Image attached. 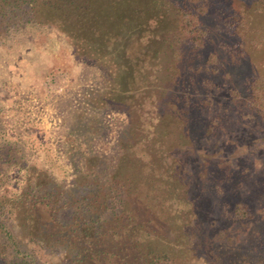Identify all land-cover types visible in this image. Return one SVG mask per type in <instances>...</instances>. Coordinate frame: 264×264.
<instances>
[{
	"label": "trees",
	"instance_id": "16d2710c",
	"mask_svg": "<svg viewBox=\"0 0 264 264\" xmlns=\"http://www.w3.org/2000/svg\"><path fill=\"white\" fill-rule=\"evenodd\" d=\"M121 6L124 11L139 4L0 0V36L33 21L53 26L76 44L85 40L94 50L110 52L115 65L108 68L110 80L121 88L113 98L130 117L127 140L114 165L104 164L102 169L109 168L105 172L85 171L68 187L24 167L14 151L0 146V264H53L40 261L41 250L60 252L62 264H191L198 256L204 264H264V146L258 148L255 137L239 150L242 163L227 160L230 168L222 177L206 169L201 154L220 151V135L225 134L221 127L219 135L205 136L213 133V118L204 107L213 113L219 108L218 118L236 107V129H229L235 138L250 125L264 130V0H148L144 5L145 13L172 7L178 30L174 39L192 49H202L210 38L205 21L210 19L225 36L217 46L229 63L254 54L260 58L251 73L231 75L220 71L214 50L200 55L194 69L203 74L197 82L206 92L204 102L191 88L176 104L187 115L183 127L189 144L169 150L157 141L159 110L152 102L145 105L149 91L158 90L139 83L143 63L124 48L129 43L124 39L146 41V21L142 25L124 13L113 44L105 41L102 29L94 33L100 12ZM147 37L155 36L151 32ZM178 50L171 47L170 55L175 58ZM213 75L221 81L216 83ZM9 165L25 170L21 185L11 193L4 183Z\"/></svg>",
	"mask_w": 264,
	"mask_h": 264
},
{
	"label": "rangeland",
	"instance_id": "374dc122",
	"mask_svg": "<svg viewBox=\"0 0 264 264\" xmlns=\"http://www.w3.org/2000/svg\"><path fill=\"white\" fill-rule=\"evenodd\" d=\"M137 3L139 6L135 9L129 6L123 11L125 6H121L101 11L99 25H93L94 33L102 29L106 32L105 41L112 40L113 44L112 38L118 34L124 13L142 25L146 21L155 37H147L151 32L146 30V41L124 39V43L129 42L124 48L130 57L143 63L139 68V83L158 90L149 91L150 96H146L145 101V105L152 102L159 110L157 141L166 150L174 145L188 146L189 139L183 127L187 115H183L176 104L191 88L197 96L201 95L203 101L206 92L197 82L203 74L194 69L200 55L207 49L214 50L219 58L220 71H229L231 75L251 73L260 58L254 54L229 63L231 60L217 46V41L225 36L218 32L210 19L205 20L210 38L202 49H192L174 39L178 30L172 7L153 8L145 13L142 9L146 8L144 5L148 0H137ZM6 35L0 36V146L14 151L24 167L41 171L42 177L62 187L74 184L85 171H107L109 168L101 167L114 165L123 142L127 140L124 130L130 122L121 102L113 98L121 94V88L115 87L110 80L109 74L113 72L108 68L112 70L115 66L112 54L94 50L85 40L76 44L53 26L33 21L17 29L11 28ZM175 45L179 50L173 58L170 50ZM152 52L154 54L150 56ZM212 80L221 81L214 75ZM49 85L56 87L49 88ZM222 94L223 91L218 93L217 101L222 99ZM205 108L213 118L210 121V133H213L208 131L205 136L213 138L221 127L225 134L220 135L223 139L220 151L202 150V162H206L207 170L218 172L222 177L230 168L227 160L242 163L239 150L255 137L259 139L257 147L264 146V130H254L256 127L250 125L241 138H235L229 129H236L233 120L237 108L230 107L225 118L216 116L219 108L215 107L214 113ZM206 141L202 140L203 143ZM168 157L170 161L174 159L170 153ZM24 173L25 170L17 165L6 167L4 183L8 193L21 185ZM10 220L14 225V220ZM40 252L41 262L62 264L60 252ZM191 264H204V261L198 256L191 260Z\"/></svg>",
	"mask_w": 264,
	"mask_h": 264
},
{
	"label": "built area",
	"instance_id": "2783aa9c",
	"mask_svg": "<svg viewBox=\"0 0 264 264\" xmlns=\"http://www.w3.org/2000/svg\"><path fill=\"white\" fill-rule=\"evenodd\" d=\"M48 87H49V88H53V87H56V85H53V86H52V85H49Z\"/></svg>",
	"mask_w": 264,
	"mask_h": 264
}]
</instances>
